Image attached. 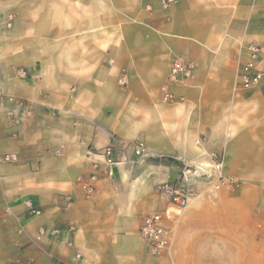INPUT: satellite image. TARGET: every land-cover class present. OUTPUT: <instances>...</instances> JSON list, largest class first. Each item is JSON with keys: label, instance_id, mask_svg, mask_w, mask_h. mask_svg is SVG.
<instances>
[{"label": "crops", "instance_id": "1", "mask_svg": "<svg viewBox=\"0 0 264 264\" xmlns=\"http://www.w3.org/2000/svg\"><path fill=\"white\" fill-rule=\"evenodd\" d=\"M248 45L264 62V0H176L168 10L158 0H0V95L34 101L18 126L0 103V264H166L138 235L146 215L169 208L158 188L178 166L162 158L222 159L242 186L198 212L193 238L209 234L225 256L253 254L251 240H264V79L251 91L235 85ZM177 60L193 71L171 82ZM119 140L143 142L146 155L115 153L114 177L85 198L76 180L88 174L87 151ZM186 256L179 247L180 264Z\"/></svg>", "mask_w": 264, "mask_h": 264}, {"label": "built area", "instance_id": "2", "mask_svg": "<svg viewBox=\"0 0 264 264\" xmlns=\"http://www.w3.org/2000/svg\"><path fill=\"white\" fill-rule=\"evenodd\" d=\"M163 10H168L176 0H158ZM249 61L238 68L235 75V85L240 90L251 91L257 87L264 79V62H259V48L255 45H248ZM193 64L183 63L180 60L174 61L170 68L169 80L171 82H181L191 76ZM28 74L27 69L16 70L17 78L24 79ZM120 85L124 84L123 78L118 80ZM162 101L173 104V95L165 88H161ZM0 103L10 105L5 108L4 113L11 117L14 126L21 124L23 119L33 116L32 98L15 99L0 95ZM130 155L138 160L146 155L143 142L136 140L132 142L113 141L106 147L98 151L88 150L85 155V162L88 163V174L86 177L79 176L76 180L77 185L83 192L85 198L94 195L96 185L102 177L112 179L114 177L113 167L117 164L115 153ZM97 157V159L95 158ZM5 161L11 160L10 156L4 157ZM126 161L132 162L130 159ZM176 178L159 186V194L166 198L168 207L146 215L138 229V235L144 248L152 257L163 259L166 264H175L174 251L176 242V231L182 213L188 208L190 203L201 194H206L210 199H215L221 190L237 191L242 183L239 179L224 173L223 161L215 158L208 164H201L198 167H190L181 160ZM29 215L38 216L41 211L35 209L30 201L25 202ZM51 236H56V229L50 230Z\"/></svg>", "mask_w": 264, "mask_h": 264}, {"label": "rangeland", "instance_id": "3", "mask_svg": "<svg viewBox=\"0 0 264 264\" xmlns=\"http://www.w3.org/2000/svg\"><path fill=\"white\" fill-rule=\"evenodd\" d=\"M173 159H156L154 162L163 163L166 166L175 165ZM180 163V162H179ZM177 166V165H176ZM180 167V165H178ZM173 171V170H171ZM167 183V182H165ZM164 183L160 184L163 185ZM236 192V191H235ZM231 194L234 191L221 190L219 195L215 199H210L206 194H201L199 197L194 199L188 208L182 213L176 231V242H175V264H180L177 259V251L179 247L186 250L187 256L181 264H264V240L257 239L255 242L251 240V252L250 255H239L236 251L229 252L225 255L220 252H214L212 249L209 234L206 237H202L200 240H194V234L200 230V222L198 221V212L204 211L209 208H214L218 201L221 199L223 194ZM164 209V208H163ZM162 207H156L153 211L163 210ZM168 209H171L169 207ZM194 212L192 217L190 213ZM199 223V224H198ZM209 222H206L204 229L207 233ZM183 230V231H182Z\"/></svg>", "mask_w": 264, "mask_h": 264}, {"label": "trees", "instance_id": "4", "mask_svg": "<svg viewBox=\"0 0 264 264\" xmlns=\"http://www.w3.org/2000/svg\"><path fill=\"white\" fill-rule=\"evenodd\" d=\"M173 162H174V164L177 165V166L180 165V163L177 162V161H173Z\"/></svg>", "mask_w": 264, "mask_h": 264}]
</instances>
